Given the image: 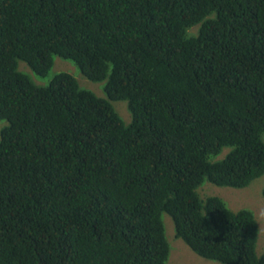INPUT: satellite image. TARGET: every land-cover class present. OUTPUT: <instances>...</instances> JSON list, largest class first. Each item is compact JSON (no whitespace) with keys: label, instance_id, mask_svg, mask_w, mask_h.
Masks as SVG:
<instances>
[{"label":"trees","instance_id":"16d2710c","mask_svg":"<svg viewBox=\"0 0 264 264\" xmlns=\"http://www.w3.org/2000/svg\"><path fill=\"white\" fill-rule=\"evenodd\" d=\"M54 56L106 98L19 70ZM0 121V264H166L164 214L201 258L264 264L254 215L197 193L264 175V0H0Z\"/></svg>","mask_w":264,"mask_h":264},{"label":"rangeland","instance_id":"374dc122","mask_svg":"<svg viewBox=\"0 0 264 264\" xmlns=\"http://www.w3.org/2000/svg\"><path fill=\"white\" fill-rule=\"evenodd\" d=\"M19 70L28 75L38 86H47L51 80L60 73L73 76L81 89L94 93L99 98H106L104 93L105 82H92L87 79L79 68L70 60L54 56V65L46 77H39L24 63H19ZM114 109L126 125L131 123V114L126 101L112 102ZM8 125L7 121H0L1 131ZM227 151V150H226ZM225 151V152H226ZM224 152V153H225ZM200 198L217 197L232 211L246 210L251 212L258 223V242L256 253L261 256L264 252V175L253 181L249 186L241 189L220 187L205 181L198 189ZM166 237L170 245V256L166 264H220L216 261L206 260L194 253L187 244L175 235L173 220L167 214L163 215Z\"/></svg>","mask_w":264,"mask_h":264}]
</instances>
